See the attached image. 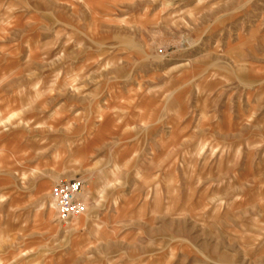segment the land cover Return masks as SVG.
Returning <instances> with one entry per match:
<instances>
[{
	"label": "rangeland",
	"instance_id": "374dc122",
	"mask_svg": "<svg viewBox=\"0 0 264 264\" xmlns=\"http://www.w3.org/2000/svg\"><path fill=\"white\" fill-rule=\"evenodd\" d=\"M0 264H264V0H0Z\"/></svg>",
	"mask_w": 264,
	"mask_h": 264
},
{
	"label": "built area",
	"instance_id": "2783aa9c",
	"mask_svg": "<svg viewBox=\"0 0 264 264\" xmlns=\"http://www.w3.org/2000/svg\"><path fill=\"white\" fill-rule=\"evenodd\" d=\"M84 185L81 179H73L62 181L52 189V201L61 222H72L73 219L87 212V206L83 200Z\"/></svg>",
	"mask_w": 264,
	"mask_h": 264
},
{
	"label": "crops",
	"instance_id": "0c3cea01",
	"mask_svg": "<svg viewBox=\"0 0 264 264\" xmlns=\"http://www.w3.org/2000/svg\"><path fill=\"white\" fill-rule=\"evenodd\" d=\"M50 207L52 208V212L55 213V211H56L57 209H56V207L54 206L53 201H51V205H50ZM74 220H76V219H74Z\"/></svg>",
	"mask_w": 264,
	"mask_h": 264
},
{
	"label": "bare ground",
	"instance_id": "6f19581e",
	"mask_svg": "<svg viewBox=\"0 0 264 264\" xmlns=\"http://www.w3.org/2000/svg\"><path fill=\"white\" fill-rule=\"evenodd\" d=\"M56 207V206H55ZM57 209V208H56ZM76 219V218H75Z\"/></svg>",
	"mask_w": 264,
	"mask_h": 264
}]
</instances>
